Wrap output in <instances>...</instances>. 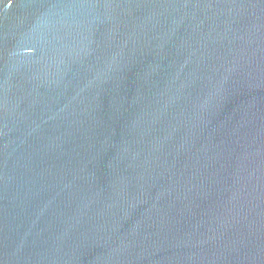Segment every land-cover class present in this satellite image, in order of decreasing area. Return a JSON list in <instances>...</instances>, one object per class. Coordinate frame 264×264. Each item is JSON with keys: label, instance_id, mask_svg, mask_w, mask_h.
<instances>
[{"label": "water", "instance_id": "water-1", "mask_svg": "<svg viewBox=\"0 0 264 264\" xmlns=\"http://www.w3.org/2000/svg\"><path fill=\"white\" fill-rule=\"evenodd\" d=\"M0 264H264V0H0Z\"/></svg>", "mask_w": 264, "mask_h": 264}]
</instances>
